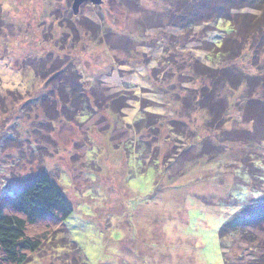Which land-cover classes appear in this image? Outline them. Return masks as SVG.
<instances>
[{"label":"rangeland","instance_id":"obj_1","mask_svg":"<svg viewBox=\"0 0 264 264\" xmlns=\"http://www.w3.org/2000/svg\"><path fill=\"white\" fill-rule=\"evenodd\" d=\"M172 2L106 0L75 15L73 0H0V206L49 174L89 264H224L220 227L257 195L236 185L248 155L264 166V118L245 124L235 96L220 132L206 123L201 90L221 89L216 105L233 94L194 67L212 65L207 47L225 34L175 27ZM85 20L99 28L86 33ZM238 63L258 83L251 58ZM240 125L256 141L234 140ZM63 246L57 234L26 264H78Z\"/></svg>","mask_w":264,"mask_h":264},{"label":"trees","instance_id":"obj_2","mask_svg":"<svg viewBox=\"0 0 264 264\" xmlns=\"http://www.w3.org/2000/svg\"><path fill=\"white\" fill-rule=\"evenodd\" d=\"M172 1L174 2L170 8L167 7L166 11L170 9L175 27L181 30H192L212 24L215 29L225 34L224 38L212 41L207 47L208 61L212 65L206 66L196 62L197 65L194 67L198 72L197 76L211 82L213 88L220 83L230 95L233 94L224 103L221 101L216 105L214 94L221 96V89L220 93L216 90L210 92L208 89L210 86L201 90V96L206 100L202 98L199 109L206 111V123H211L214 131L220 132L222 123L221 121L216 122V119L224 117L220 108L225 106L231 108L232 98L240 96L234 101L237 102L234 108L239 107L245 117V124L257 127L258 122L264 118V0ZM82 28L86 33H91L99 27L85 20L82 22ZM76 32L73 28V33ZM241 58H251L254 68L257 69L258 83H253L255 80L253 75L241 70L242 67L238 63ZM235 72L243 75L244 80L234 74ZM65 75L60 73L54 77L59 82L65 78ZM77 75L70 72L68 77ZM81 90L80 93H84V90ZM245 92H248L246 96H244ZM210 93L214 97H208L207 94ZM223 94L226 96L225 93ZM203 102L205 105L202 104ZM43 110L48 119L46 113L52 114L51 110L46 104ZM217 111L220 114L216 113ZM243 125H240L238 132L232 133L234 140L241 138L246 142H250V139L256 141L260 134L257 132H252V135L248 134L247 132L250 131H246L247 126ZM259 127H261L260 124ZM247 157L248 165L239 169L241 183L236 186H246L257 195L243 203L220 227L219 239L224 264H264V236H261V234L264 235V166L263 162L253 155ZM244 161L245 159L243 160L245 164ZM154 162L158 164L159 160ZM157 178L158 176L155 182ZM25 183L26 185L12 197H4L3 204L0 206V264L28 263L32 256L39 253L44 244L51 241L57 234L64 244L60 249L68 252L70 248H66L67 242L70 245L74 244L77 251L74 260L78 264H89L87 257L72 241L65 227V221L70 217L73 209L60 186L47 173L37 175ZM158 190L159 188L154 185V193L151 197H161L164 192H158ZM233 202L237 204L238 201L234 199ZM79 253L83 260H78Z\"/></svg>","mask_w":264,"mask_h":264},{"label":"water","instance_id":"obj_3","mask_svg":"<svg viewBox=\"0 0 264 264\" xmlns=\"http://www.w3.org/2000/svg\"><path fill=\"white\" fill-rule=\"evenodd\" d=\"M106 0H73L72 10L75 15L79 13L80 7L85 3H90L94 6L102 5Z\"/></svg>","mask_w":264,"mask_h":264}]
</instances>
